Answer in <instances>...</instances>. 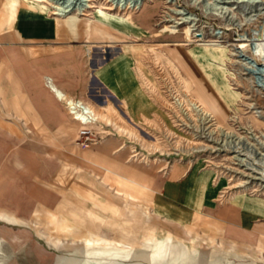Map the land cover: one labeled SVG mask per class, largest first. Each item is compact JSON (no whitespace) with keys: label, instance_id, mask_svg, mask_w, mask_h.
Returning a JSON list of instances; mask_svg holds the SVG:
<instances>
[{"label":"rangeland","instance_id":"1","mask_svg":"<svg viewBox=\"0 0 264 264\" xmlns=\"http://www.w3.org/2000/svg\"><path fill=\"white\" fill-rule=\"evenodd\" d=\"M206 2L215 3V0L204 1V4ZM99 3L109 5L106 0H95L94 9H98ZM176 4L177 8L196 16V33L202 32L204 37L212 39L215 32H226L230 41L248 51L246 41L238 38L236 29L227 30L225 20L212 14V5L205 7L191 0H176ZM170 8L172 4L164 0H145V13L109 11L120 17L130 16L144 26V32L137 37L128 35L125 45L114 43L111 45L114 47H107L106 43H93L90 55L86 54L83 40L73 41L66 35L43 44L20 42L12 30L0 22L1 110L5 108L3 104L8 103L9 85L18 91L21 88L6 56L10 51L26 56L27 47L45 52L54 49L61 57L64 51H73L70 55L75 56L69 58V65L81 66L87 73L93 72L120 49L126 50L134 57L137 81L147 103L145 113L136 120L91 77L86 100L96 106H111L104 115L106 121L101 123L113 136L103 140L101 137L94 146L87 148L73 144L74 130L68 128L62 131L61 137H0V264H264V247L256 246L260 239L264 241V218L253 229L242 230L236 227L232 214L227 211L187 214L174 209L169 213L167 204L159 202L162 200H157L158 197L154 200L173 165L182 171L194 167L199 172L211 170L214 180L222 183L218 199L223 205L239 191L242 195L264 200V192L255 187L231 189L239 179H244L245 173L236 170L231 150L219 149L220 141L226 140L220 130L202 123L192 109L187 114V110L175 108L178 97L186 101V106L189 104L186 95L195 99L194 85L184 70L192 72L204 79V85L222 88L228 96L218 101L225 110L226 121L215 117L217 124L245 137L243 131L252 130L259 148L257 144L264 134V122H256L248 108L249 93L232 69L228 48L224 49L222 58L213 57L216 50L197 46L203 39L192 38L184 25L166 27L172 23L167 21L169 18H177ZM240 11H233L234 20L244 19L246 11ZM47 15L55 17L50 8ZM90 16L94 17L93 10ZM176 41L185 44L179 46L188 58L185 66L167 53L176 48ZM256 62L262 65L260 60ZM54 65L63 66V61L60 64L54 60ZM259 68L264 69L263 65ZM221 76L224 86L217 82ZM257 76L259 84L264 86V73L259 72ZM182 79L190 81L189 94ZM18 91L17 99L20 98ZM14 120L2 110L0 130L9 129V121ZM122 128L128 134L120 133ZM202 131L209 132L210 136ZM121 142L126 145L123 158H116L118 153H113L116 147L103 157L107 143L117 146ZM134 153L138 156L131 157ZM115 158L117 163L112 162ZM92 164L131 177L149 189L143 192L144 189L130 181L132 185L126 184L122 189L111 180L110 174L105 175ZM146 226L153 229L155 243L143 234ZM154 246L164 250L161 257L153 255Z\"/></svg>","mask_w":264,"mask_h":264},{"label":"crops","instance_id":"2","mask_svg":"<svg viewBox=\"0 0 264 264\" xmlns=\"http://www.w3.org/2000/svg\"><path fill=\"white\" fill-rule=\"evenodd\" d=\"M50 18L47 14L38 13L27 0H1L0 22L3 21L20 42L43 44L53 41L58 36L66 35L73 41L83 40L84 44L89 45L110 42L125 45L128 43L127 36L133 35L131 31L120 33L112 26H96L93 23L90 24L87 31L81 25H78L76 33L70 32L61 23L56 24L53 29L47 31L44 27L45 20ZM137 26L141 28L140 34H142L144 26L140 24ZM133 37L135 36L133 35ZM174 45L176 48L168 50L167 53L174 61H177L181 66H185L188 63V58L179 48V46L185 44L176 41ZM196 45L203 47V49L219 50V53L214 51L216 54L213 57L217 58H222L225 51L221 45ZM131 49L136 51L135 48ZM52 50V52H45L27 47L24 51L30 57L20 55L19 51H15L14 55L12 54L13 51H10L11 54L6 56L13 65L14 75L19 79L21 88L18 91L12 84L9 85L8 103L3 104L5 108L2 110L8 112V116L15 118V120L9 121V129L0 130V137H61L62 131L68 128L74 130L72 142L76 145L74 140L80 125L68 114L66 103L62 102L45 83L46 76L51 77L56 86L67 96L93 105L96 111L101 112L103 115H106L107 109L111 106L104 105L103 108L86 100L87 93L90 90L91 77H93L95 83L99 84L100 89L118 101L123 109L136 120L140 119L145 113L147 104L145 93L137 81L134 57L128 51L120 49L114 56L112 55L94 68L93 72L87 73L81 66L69 65L71 63L69 58L74 55H70L73 51H64L65 55L61 57L59 51ZM38 52L40 53L38 54ZM202 56L204 57V53ZM54 60H57L60 64L63 61V66H55ZM184 71L194 85L192 92L195 99L191 98L203 105L204 101L213 100L218 110H220V114L226 117L224 108L218 102L228 97L224 94L222 88L220 90L209 88L204 85V79H199L192 72ZM181 82L188 93L190 81L187 82L182 79ZM217 82L224 86L222 76L218 77ZM17 91L20 96L19 99L16 98ZM1 106L0 102V114L2 112ZM92 129L101 135V140L114 135L105 129L101 122L94 125ZM94 145L95 143L91 146ZM117 146L107 143L103 153L107 155L111 149L113 150L115 147L117 149ZM77 147L81 148L78 145ZM115 150H113V153H116ZM122 153H124V150ZM167 176L154 200L158 197L157 200H162L159 202L167 204L170 208L169 213L174 209L179 212L184 210L187 214L195 212L202 214L213 210L217 212L224 210L232 214L236 227L242 230L253 229L256 223L264 218V200L260 198L235 193L223 205L218 199L222 183L214 180V173L211 170L199 172L194 167L191 170L188 168V170L182 171L179 166L173 165L167 172ZM110 178L122 189L124 188L122 186L130 184L128 178L121 173L112 171ZM122 189H120L121 192Z\"/></svg>","mask_w":264,"mask_h":264},{"label":"bare ground","instance_id":"3","mask_svg":"<svg viewBox=\"0 0 264 264\" xmlns=\"http://www.w3.org/2000/svg\"><path fill=\"white\" fill-rule=\"evenodd\" d=\"M27 1H29V3L32 4V7L36 11H38V13L45 15L47 14V11L50 8L51 14L55 15V17L45 20L44 27L47 29V31L51 28L53 29V26H56V24L59 25L61 23L62 25H64V27L68 28L70 32L76 33L78 30L77 29L78 25H81L83 29L87 31L90 27V24L93 23L96 26H99V25H103L107 27L112 26L113 28H116V30L120 33H128V31H131L133 35L137 37L141 33V28L137 26L138 24L133 20V18H130V16L120 17L112 13H109V11L117 10V12H121V11H128V10L130 11L137 10L138 12L145 13V9L143 10V5H144L145 0H106L109 3V5L106 6L105 4L99 3L97 4V5H100L98 9H94L96 7L95 0H27ZM148 1L152 2V0H148ZM204 1H207V0H191V3L202 4L205 7L207 5H212L211 7V10L213 11L212 14L219 17L220 20L221 19L225 20L226 22L225 26L227 27V30L233 29V28L236 29V31L238 32V36H239L238 38L243 41H246L248 51L251 52L250 54H247L248 51L242 46H240L239 43H234L233 41H230L228 38V33L226 32H221V33L215 32L216 34L215 33L214 35L212 34L213 36H215L212 39L211 38L208 39L204 37V33L202 32L196 33L198 31L196 16L192 14L191 12H188V11L185 12L183 9L177 8L178 6L176 4V0H164L165 3L172 4V8H170L169 10L171 13L177 16V18H169V20L167 21L169 22L171 21L172 23L168 24L166 27L175 28V27H178L179 25H184L183 27L184 30L189 31L192 38L200 37L199 39H203L202 44L208 43V42L221 43V44H214V45H221L224 49L228 48V53L232 57V62H231L232 69L238 75V78H239V81L242 87L249 93V96H247L250 100V102L248 103V108L255 116L256 122H259V120H261V122L262 121L264 122V86L260 85L261 83L259 84V81H258L259 77L258 76L256 77V75H258L259 72L264 73V69L259 68L262 65L264 68V0H224V1L215 0V3L206 2L205 4H204ZM101 5H105V6H101ZM235 9L241 10L240 12L242 13L246 11V13H244L243 15L244 19L242 21L234 20L233 11ZM91 10H93L94 17L90 16ZM123 14H125V12ZM178 31L179 30L175 31L176 32L175 34H177ZM114 43L115 42H110L106 44L108 45L107 47H110ZM222 43L225 45H222ZM92 47L93 45L86 44V54L87 55H90L92 51ZM111 47H114V46H111ZM257 59L260 60L262 65L260 63L256 64ZM45 83L52 89L54 94L62 102L73 104L75 99L67 96L63 91H61V89H59L56 86V84L53 82L51 77L46 76ZM222 90L225 94V90L224 89ZM186 96H188L187 99L189 100L188 106H186L185 100L180 99L178 97L176 98V101H175L176 103L175 108L178 107L180 111L185 110V112L187 110V114L192 109L199 116V120L202 123L215 120V122H211V125H213L214 123V129L216 130L219 129L220 132L223 134V136L226 137V140L224 139L220 141L221 144H220L219 149H222L221 151L231 150L230 151L231 153H235L231 157L236 163V166H237L236 170L241 169V171L245 173V175H243L244 179L243 178L239 179L235 185L230 186L231 189L239 188L241 190H245V189H251L255 187V189H258L259 191L262 190L264 192V141H263L264 134H263V139L259 141V143L257 144L259 145L258 149H260V151H257L256 147H254L255 149H253V145H251V143L249 142V139H245L244 137L236 133L233 134L225 126L223 125L219 126L217 124L215 116L220 121H224L225 117L224 115L222 116V114H220L221 112L220 110H218L213 100L208 99V101L207 100L204 101V105H203L201 102L193 100L189 95H186ZM88 105L92 109L97 122L106 121L104 115L101 113H98L93 105L91 104H88ZM102 107L104 108V105ZM118 127L120 128V126H116V128ZM119 132L122 134L124 133L125 135L128 134V132L123 130V128L120 129ZM219 139H220V136H219ZM125 148H126L125 144H123L122 142L119 143V145L117 146V149L115 150L116 153H119L116 158L124 157V153H122V151ZM209 148H211L210 145H209ZM193 149L197 151L198 148L194 147ZM102 155L103 157L104 156L106 157L104 153H102ZM137 156H138L137 153L136 154L134 153L131 155V157H137ZM116 158H115V161H116ZM115 161H112V162L117 163V161L116 162ZM92 165L101 169L103 171L102 173H104L105 175L112 174V171L110 168H107L105 166H100L98 164H92ZM242 166L243 168H239ZM134 169L135 168H131L130 170H134ZM127 178H128V181L134 182L131 177H127ZM134 183L138 184V186L141 187V189H144L142 190L143 192L149 189L147 185L140 184V182L138 181ZM143 234H145L146 239L148 241H152L155 243V237L153 235L152 228L150 227L147 228L146 226V228L143 229ZM252 241L254 242L253 239ZM256 246L264 247V241L260 239ZM163 253H164V250L160 249L159 247L157 248L156 246H154L153 255L158 254L160 256Z\"/></svg>","mask_w":264,"mask_h":264},{"label":"built area","instance_id":"4","mask_svg":"<svg viewBox=\"0 0 264 264\" xmlns=\"http://www.w3.org/2000/svg\"><path fill=\"white\" fill-rule=\"evenodd\" d=\"M66 109L70 117L73 120L77 121L80 125L78 134L74 140V143L76 145L83 147V148H87L91 146L92 144L96 143V141L99 138H101V135L92 129L94 125H98V122L96 120V117L92 109L89 107V105L86 102L75 100L73 104L66 103ZM211 122H215V120H212L206 123H209V126H211ZM212 126H214V123ZM243 132L246 134V137L245 136H242V137H244L245 139L248 137L251 145H253V149H255L254 147L258 148V146L255 145L254 138L256 137H255V134H253V131L247 130L246 132L245 131ZM204 134L209 135L208 133H204ZM262 139H263V135H261V138L258 141H261ZM239 168H243V166Z\"/></svg>","mask_w":264,"mask_h":264}]
</instances>
